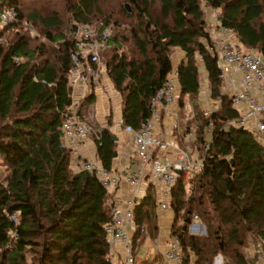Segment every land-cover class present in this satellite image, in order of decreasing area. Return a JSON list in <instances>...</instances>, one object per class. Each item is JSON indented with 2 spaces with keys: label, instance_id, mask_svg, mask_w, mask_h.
Returning a JSON list of instances; mask_svg holds the SVG:
<instances>
[{
  "label": "trees",
  "instance_id": "1",
  "mask_svg": "<svg viewBox=\"0 0 264 264\" xmlns=\"http://www.w3.org/2000/svg\"><path fill=\"white\" fill-rule=\"evenodd\" d=\"M203 1L219 11L218 27L264 56V0H45L31 11L21 0H0V9L16 12L12 22L0 25V157L7 164L5 176L0 175V264H114L105 225L116 203L94 173L73 166L75 152L63 145L64 119L72 105L74 20L113 29L101 55L121 95L125 124L140 128L150 118V100L173 69L181 106L185 98L191 102L193 118L182 146L201 151L204 167L190 178L189 195L183 175L172 189L170 229L184 247L181 264H215L219 255L223 264L260 261L264 142L230 124L241 114L230 94L221 95L222 67ZM28 25L39 35L34 37ZM176 48L184 58L174 68ZM202 79L210 98L222 99L207 117ZM95 97L85 96L80 112ZM112 116L113 111L107 126L92 134L97 158L109 169L117 153L116 135L108 128ZM156 203L150 185L134 209L135 250L159 232ZM195 214L205 234L191 233L190 224L184 229L186 218L193 222Z\"/></svg>",
  "mask_w": 264,
  "mask_h": 264
},
{
  "label": "built area",
  "instance_id": "2",
  "mask_svg": "<svg viewBox=\"0 0 264 264\" xmlns=\"http://www.w3.org/2000/svg\"><path fill=\"white\" fill-rule=\"evenodd\" d=\"M15 18L16 12L13 8L3 6L0 9L1 26L7 25ZM73 23L71 36L75 47L70 53L72 67L69 76L73 93L72 105L63 124V145L77 153L95 133L93 123L86 119V114H83L85 112L82 113L79 109L82 99L88 94H96L104 76L108 75L101 50L108 46L113 29L108 26L102 30L93 24L80 23L77 20ZM220 28L223 33L230 32L226 27ZM216 51L222 67L221 95L230 94L234 99V106L241 114L238 120H233L230 124L238 128L245 127L264 139V56L258 51L244 49L228 37H220ZM238 73L241 77L235 75ZM162 85L150 100V118L142 127L135 128L131 124H125L123 118L108 127L112 132L122 130L132 135L137 169H109L97 159H85L82 162V168L94 173L109 192L123 184L130 185L133 189L129 199L113 206L112 218L105 225L112 263L115 248L118 247L122 249L126 264H140L137 262L134 246V232L137 226L134 209L141 200L147 177L155 189L156 210L162 212L172 208V189L178 182V176L183 175L185 179H190L204 167V156L197 148H184L178 141L169 140L157 132L159 124L164 121L163 112L177 118L174 129H178L181 121L178 110L173 108L174 104L180 101L181 91L176 69L166 76ZM213 101L214 106H204V116H211L220 108L221 97L218 96ZM212 125L213 122H210L209 126ZM106 126L101 125L99 129ZM168 152H171L172 156L164 158L163 154ZM198 222L200 223V217L195 214L192 223L194 225ZM167 245L164 264H181L184 247L177 235H172ZM257 264H264V247Z\"/></svg>",
  "mask_w": 264,
  "mask_h": 264
},
{
  "label": "crops",
  "instance_id": "3",
  "mask_svg": "<svg viewBox=\"0 0 264 264\" xmlns=\"http://www.w3.org/2000/svg\"><path fill=\"white\" fill-rule=\"evenodd\" d=\"M218 27V24H217ZM217 39H220V37H228L233 39L234 41H237V38L234 34L231 32L223 33L221 31V28L215 30ZM240 45V44H239ZM184 58L181 56V58L178 60L176 64H174V68L179 64V62ZM237 77H241V74H235ZM95 101L94 104L91 105L86 111L85 114H93V118L95 120L98 119L100 121L101 125H106L108 122V116L110 115L111 111H113V122L119 120L122 118V102H121V95L118 92V90L113 85L110 77L108 75H105L102 84L98 91L95 94ZM174 109L178 110V114L181 111V103L180 101L178 104H174ZM164 114V115H163ZM164 117V121L159 124V127L157 128V132L161 133L165 138L172 140L174 142L178 141L179 144L182 146L184 143V139L187 140V137L185 138L186 132L181 129V121L179 123L178 129H174V125L177 121V118L174 117L172 114H165L162 113ZM180 116V115H179ZM181 118V116H180ZM112 122V123H113ZM100 125V126H101ZM116 137V151L117 155L115 154L112 167H114L117 170L125 169L127 171L137 169V161L135 159L136 150L135 145L132 139V135L129 133H125L122 130H117L116 132H113ZM263 142L264 139L262 138ZM130 146L132 152L129 154L127 153L126 147ZM97 142L93 137H91L85 146L79 149L77 153H74V159L75 162L81 164L85 159H97ZM171 152H168L166 154H163L164 158L171 157ZM150 178L147 177V185L145 186V189L142 191L141 194V200L145 196L147 190L149 189L150 185L153 186V184L150 182ZM154 188V186H153ZM155 193V189H154ZM112 198L114 199L116 204H121L133 194L132 187L127 184L120 185L118 187L113 188L111 191ZM140 200V201H141ZM156 214H158V225H159V232L156 237L147 236L146 240L144 241L142 247L139 248V250H135V255L137 262L140 264L145 261L147 264H164L165 257L164 252L168 248V242L172 236L171 234V225L175 217V213L173 212L172 208L166 211L158 212L157 210ZM114 257L113 262L115 264H126L124 262V254L122 252L121 248H115L114 251Z\"/></svg>",
  "mask_w": 264,
  "mask_h": 264
},
{
  "label": "rangeland",
  "instance_id": "4",
  "mask_svg": "<svg viewBox=\"0 0 264 264\" xmlns=\"http://www.w3.org/2000/svg\"><path fill=\"white\" fill-rule=\"evenodd\" d=\"M21 1H22V5L25 7L26 11H31L33 9L40 8V6H42L44 4L43 2H45V0H21ZM202 3L204 5L205 11H206V19L208 20V23H209L210 33L213 36V38L215 39V44L217 46L219 39H217L218 37L215 33L216 32L215 30H216V28L217 29L220 28V27H217V24H218L217 17L219 15V11L216 9H213L210 5H208L204 1ZM126 4H129V3H126ZM129 6L131 7V5H129ZM28 26L30 27V25H28ZM30 32L34 37L39 35L37 28L30 27ZM183 54L184 53L180 49H178V48L174 49L173 55H172L173 56V65L178 62V60L181 58V56H183ZM202 84H203V88H202L201 95H200V97H201L200 99L202 100L201 107L204 108L205 105L214 106L215 105L214 101H213L214 99L210 98V96H209V86L207 83V79L206 80L202 79ZM184 100H185V103H184L183 107L181 106V111L179 112V115L181 116V129L186 131L187 126H188V122H190L191 119L193 118V116H192L193 115V109H192V105H191L190 100L188 98H185ZM86 117H87L86 119H89L91 121V123H93V126L95 127V129L100 127V125H101L100 121L96 118H95V120L92 119L93 114H91V113L87 114ZM194 124H195V122L192 123V126H194ZM210 130H211L210 126H208L207 129L205 130L208 139H210V137H211V131ZM184 148H195V147L186 145V146H184ZM126 150H127V153H129V154L132 152L130 146L126 147ZM199 152L202 154L201 151H199ZM73 166L77 167V169H78V167L80 168L81 164L79 165V163L75 162V159H74ZM6 171H7V164L4 161L3 157H0V175L2 177L5 176ZM184 181L186 183L187 195H189L191 193V189H192L190 179L184 178ZM200 223H202V222L200 221ZM200 223L198 222L197 224H194V225L190 224L188 226L189 231L193 234H195V233L205 234L206 233L205 225L203 223H202V225H200ZM223 262L224 261L222 260V257L220 255L215 258V264H223Z\"/></svg>",
  "mask_w": 264,
  "mask_h": 264
},
{
  "label": "water",
  "instance_id": "5",
  "mask_svg": "<svg viewBox=\"0 0 264 264\" xmlns=\"http://www.w3.org/2000/svg\"><path fill=\"white\" fill-rule=\"evenodd\" d=\"M126 6L128 7V9H129V11H132V9H131V7L129 6V4H126ZM147 120H145L144 121V123L146 122ZM117 155V154H116ZM178 173L180 174L181 172L180 171H178ZM186 224H193L192 223V220H191V218L190 217H187L186 218V220H185V225H184V229H186L187 228V225Z\"/></svg>",
  "mask_w": 264,
  "mask_h": 264
}]
</instances>
